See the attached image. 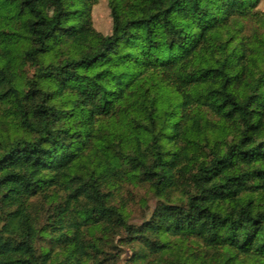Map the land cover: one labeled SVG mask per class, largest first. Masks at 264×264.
<instances>
[{
  "label": "trees",
  "instance_id": "obj_1",
  "mask_svg": "<svg viewBox=\"0 0 264 264\" xmlns=\"http://www.w3.org/2000/svg\"><path fill=\"white\" fill-rule=\"evenodd\" d=\"M261 1L0 0V264H264Z\"/></svg>",
  "mask_w": 264,
  "mask_h": 264
},
{
  "label": "rangeland",
  "instance_id": "obj_2",
  "mask_svg": "<svg viewBox=\"0 0 264 264\" xmlns=\"http://www.w3.org/2000/svg\"><path fill=\"white\" fill-rule=\"evenodd\" d=\"M46 5L51 6L52 0H45ZM260 9L264 10V0L261 1ZM94 25L103 33L111 30V16L107 5V0H99L93 10ZM117 197V202L125 203L132 213V217L139 222L145 211L153 207L156 200L145 184H124Z\"/></svg>",
  "mask_w": 264,
  "mask_h": 264
}]
</instances>
